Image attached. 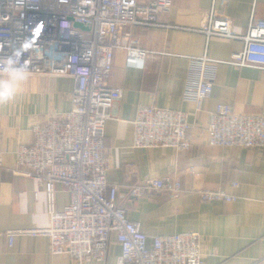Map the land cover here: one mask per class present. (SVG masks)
Instances as JSON below:
<instances>
[{
	"label": "built area",
	"instance_id": "built-area-1",
	"mask_svg": "<svg viewBox=\"0 0 264 264\" xmlns=\"http://www.w3.org/2000/svg\"><path fill=\"white\" fill-rule=\"evenodd\" d=\"M173 3L0 0V58L15 55L33 75L71 77L76 82L72 107L63 122L51 118L35 125L33 143L18 148L16 167L9 170L44 186L49 227L8 231L10 245L17 236L48 237L52 255L66 256L76 264H104L114 241L121 249L117 264H205L199 233L157 235L149 240L119 203L120 185L107 179L111 158L105 143L106 123L122 98L121 89L109 86L115 54L123 51L126 67L143 70L150 52L133 45L130 30L168 27L160 19ZM224 8L222 1L212 0L198 30L207 45L218 39L228 47L223 57L205 53L188 58L183 98L194 105L196 115L213 93L220 65L264 71V19L252 16L246 33L239 35L233 32ZM76 23L89 30L75 27ZM190 128L186 112L141 105L134 121L133 147L187 152L192 144ZM207 133L214 147L263 150L264 115L238 114L229 105H219L210 116ZM57 185L71 196L62 211L57 209ZM198 192L205 203L238 199L223 189ZM152 193L177 196L181 181L175 176L148 179L129 190L131 199ZM257 264H264V257Z\"/></svg>",
	"mask_w": 264,
	"mask_h": 264
},
{
	"label": "crops",
	"instance_id": "crops-1",
	"mask_svg": "<svg viewBox=\"0 0 264 264\" xmlns=\"http://www.w3.org/2000/svg\"><path fill=\"white\" fill-rule=\"evenodd\" d=\"M220 1L236 34L246 33L252 16L264 19V0ZM211 6L212 0H174L160 19L168 27L132 28L133 45L150 52L143 70L126 67L125 53L116 52L109 86L121 89L122 98L106 123L105 143L111 158L107 179L120 185L119 203L149 240L196 232L205 264H257L264 257V149L211 146L207 128L219 105H229L238 114L264 115V71L220 65L213 93L197 115L194 105L183 98L188 58L205 53L219 58L228 48L218 39L207 45L205 35L198 32ZM75 84L71 77L32 74L14 100L0 105L4 165L0 169V264H76L66 256L52 255L48 237L17 236L10 245L6 235L11 230L49 227L44 186L9 170L16 167L18 148L33 143L35 125L51 118L63 122L72 107ZM141 105L188 113L190 150L134 148V121ZM167 176L181 181L177 196L152 193L130 198L131 187ZM56 189L57 209L62 211L71 196L61 185ZM218 189L237 196V201H201L199 190ZM120 254L113 241L104 264H117Z\"/></svg>",
	"mask_w": 264,
	"mask_h": 264
},
{
	"label": "clouds",
	"instance_id": "clouds-1",
	"mask_svg": "<svg viewBox=\"0 0 264 264\" xmlns=\"http://www.w3.org/2000/svg\"><path fill=\"white\" fill-rule=\"evenodd\" d=\"M32 73L19 62L18 56L0 58V105L14 100Z\"/></svg>",
	"mask_w": 264,
	"mask_h": 264
},
{
	"label": "water",
	"instance_id": "water-1",
	"mask_svg": "<svg viewBox=\"0 0 264 264\" xmlns=\"http://www.w3.org/2000/svg\"><path fill=\"white\" fill-rule=\"evenodd\" d=\"M75 27H78V28H81V29H84V30H89L88 28L84 27L82 24L80 23H76L75 24Z\"/></svg>",
	"mask_w": 264,
	"mask_h": 264
}]
</instances>
